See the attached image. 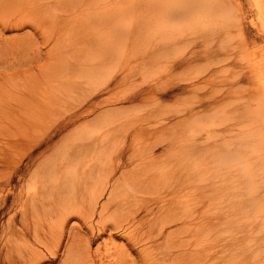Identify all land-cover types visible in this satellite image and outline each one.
<instances>
[{
  "label": "rangeland",
  "instance_id": "374dc122",
  "mask_svg": "<svg viewBox=\"0 0 264 264\" xmlns=\"http://www.w3.org/2000/svg\"><path fill=\"white\" fill-rule=\"evenodd\" d=\"M44 1L0 0V22L4 18L18 19L33 10H37L39 16L47 15V7L52 5L41 7ZM179 1L164 2L166 7L177 8ZM190 1L192 6L185 15L171 19L163 15L158 19L162 13L159 4L151 6L147 0H133L140 7L133 12L134 19L124 16L122 30L130 33L137 27L143 35L135 41L122 40L121 26L115 24L118 0H102L97 9L86 3L80 9L65 12L62 14L65 19L50 20L52 24L44 33L36 34L35 42L29 47L0 40V245L5 242L2 230L10 216L16 208L22 211V206L11 208L13 197L4 207L6 195L20 190L33 194L38 189L28 175L21 181L15 176L10 185H2L14 174L16 166L29 162L35 163L34 168L55 162L63 177H69L76 184L80 181L81 187L90 184L80 190L84 191L82 194L63 198V205L82 203L87 206L91 199L104 194L99 197L95 220L73 217L67 234L70 237V227L74 225L77 235L81 234L90 242L93 253L98 255L108 251L109 255L118 254L121 245L122 250L133 257L127 264H159V261L175 264V260L182 264L184 253L190 258L188 261L192 260L189 253L194 249L191 246L194 241L182 244L181 240L191 237L189 233L193 231L215 229L221 216L230 212L232 201L237 203L238 210L240 203H244V195L234 200L235 186L251 181L252 176L255 177L252 182L264 183V2ZM93 15H100L102 24L98 28L85 27L86 20ZM235 21H241L242 29L211 38L213 30L228 25L224 22ZM18 33L34 31L25 28L18 32L6 31L3 35L10 38ZM172 40L178 43L173 51L156 53L157 41ZM46 41L49 46L44 52L54 48L55 53H44L45 57L31 67L33 64L29 61L37 46L44 48ZM229 45L237 48L228 55L218 51ZM178 58L190 62L172 68L171 64ZM147 60L151 63L143 64ZM90 67L101 70L102 77L94 84L86 78ZM115 77L121 81L122 77L126 79L117 87L108 88L107 81ZM157 83L173 87L167 91L169 96H139L132 103L103 106L91 116L97 120L91 124L90 135L97 136L104 145L94 147L86 156L73 158L77 142L81 140L57 127L80 107L83 98L105 88L99 99L122 100L140 91V86ZM112 109L114 111H109ZM85 125L83 121L76 122L69 130ZM47 136L52 137L49 149L43 143L33 149L39 141L48 140ZM29 140H32L30 145H22ZM156 146L158 151L154 156L152 151ZM246 166L251 170L244 172L240 179L238 169ZM76 173L78 177L86 176L76 179ZM105 183L110 186L106 187ZM174 183H187V186L171 192L167 186ZM116 184L119 187L113 193L117 192L118 199L112 200H119L117 203L110 200L115 198L110 190ZM161 186L167 190L160 189ZM120 187L123 190L119 191ZM210 190L215 196H204ZM130 192L132 197L128 195ZM129 197L134 201L137 214L132 242L124 237L127 231L123 227H119L118 232L110 229L107 234L100 233L101 227L92 224L93 221H100L102 212H105V223L115 215L113 223L117 218L123 219L126 214L123 203ZM121 201L123 207L119 208ZM162 230H165L164 236ZM146 231L151 241L144 243L140 241L141 233L148 236ZM179 232L183 233V238ZM174 235L179 239H174ZM156 237L159 242L164 238L162 241L167 244L155 243L158 242ZM159 244L163 246L161 250ZM164 244L172 250L167 252ZM106 245L110 247L107 249ZM148 247L151 249L144 253ZM118 248L120 250H116ZM137 249L142 251L139 253ZM164 249L165 253L173 255L167 254L165 258L161 255ZM200 253L198 251V264H207ZM61 261L56 260L55 264ZM48 263L54 264L51 261L43 264Z\"/></svg>",
  "mask_w": 264,
  "mask_h": 264
},
{
  "label": "bare ground",
  "instance_id": "6f19581e",
  "mask_svg": "<svg viewBox=\"0 0 264 264\" xmlns=\"http://www.w3.org/2000/svg\"><path fill=\"white\" fill-rule=\"evenodd\" d=\"M118 1H119L118 3L119 11L115 15V24L118 26H121V36H123L122 40L125 41L126 39L129 38L130 41H135L137 40L136 38L143 35V33H140L137 27L134 29L133 32H130V33H127L126 30L125 31L122 30V27L125 28V25H123L124 23L122 19L124 18L125 15L132 16L130 19H134L133 17L135 16L133 12L138 7H140V4L133 2V0H118ZM147 1L151 6L155 4L160 5L162 13L157 16L158 19L161 18L163 15H166L170 19L176 18L179 15H185L192 6V2L190 0L185 1V2L184 0H180L178 2L177 8H170L169 6L166 7L167 3L165 4L164 2L165 0H147ZM167 1L173 2L174 0H167ZM193 1L194 3H197L198 1H201V0H193ZM253 1L256 4H260L261 2H264V0H253ZM101 2L102 0H70V1H65V2H63V0H60V1L45 0L44 3L40 5L41 7H43L44 4L52 5V6L47 7V9L49 10L47 15L39 16V12L37 10H33L31 13L27 15H22L18 19H15L13 17L4 18L3 22H0V40H3L5 43L9 42L11 44H14L20 47L22 46L24 48L29 47L32 43L35 42L36 34L44 33L46 31V27L52 24L53 21H50V20H54L55 18L56 20L65 19L66 17L62 14H64L65 12H69L75 8L80 9L86 3H89L93 9H97L99 5H101ZM84 19H86V17H84L83 20ZM165 20H167V18H165L164 21ZM102 22H103V18L100 15H93L92 17L86 20L85 27L93 26L95 28H98L102 24ZM224 23H228V25H224L221 28L215 29L210 33V36L212 39H215L216 37H221L223 34L228 33L229 31H232L234 29H239V28L242 29V26H243L241 21H238V22L235 21L233 23L231 22H224ZM25 28L32 29L34 33H24V34L18 33L16 35H13L10 38H7L3 35L6 31L16 30L18 32ZM160 32H164V31L161 30ZM44 44H45L44 48L41 46H37V49L33 55V58L29 61V64L31 63L33 64V66L31 67H34L35 66L34 64H36L38 60L43 59L45 57L44 53H46L47 55L48 54L51 55L55 53L54 48L53 49L50 48L48 51L44 52V49L46 50V48H48L49 43L46 41ZM155 46H156L157 54H164V53L166 54L168 52L173 51L178 46V43L173 40L166 41V42L157 41V43H155ZM236 48L237 46L235 45H229L228 47H226V49H222V50L219 49L218 51L221 54L228 55L230 52H232ZM189 62L190 60H187L184 58H178V60H176L175 62H173V64H171V67L172 68L173 67H183L189 64ZM150 63H151V60H147L143 62V64L145 65H149ZM101 77H102L101 70H98L96 67L87 68L86 78L90 80L89 82H93L94 84L95 80H98ZM119 79L115 77L107 81L109 82L108 83L109 86L107 85L108 88L117 87L121 81ZM125 79L126 78L122 77V81ZM170 88L173 89L172 86L169 87L167 85H162L158 83L154 85L145 86L142 88L140 86V91L137 90L138 92H136L134 95L132 94L131 96H128V97L126 96V98H123L122 100L118 98V100H114V101H111L105 98L99 99V96L102 93L101 91L105 89V88H100L97 91L90 94L89 96H86L85 98H83L80 101V104H79L80 107L78 106L79 108H76L75 110H73L69 114V117L67 116L66 119H64L60 125L58 124L59 126L57 127V130L68 131V133L70 135H73L75 139L77 138L81 140V142H77V150L75 151L74 153L75 155L73 156V158L78 157V156H86L87 154L91 152V150L94 147L104 145V142L99 140L97 136L90 135L91 124L97 120V117H95L94 119H91L90 117L94 116L95 113H98L99 110L103 108V106L113 105L118 102L119 103H124V102L132 103V102H135V100H137L139 96L140 97L142 96H146V97L148 96H155V97L169 96L167 91L170 90ZM182 89H185V88H182ZM109 111H114V109L109 110ZM82 121L85 122L87 125H85L84 127L78 126L76 127L74 131L69 130L70 127L74 123L82 122ZM47 137H49L48 140L43 139L42 141H39L37 143V146H34L33 149H37L38 147H40L42 143L46 144L47 146L46 149H49L51 147L50 142H51L52 137L51 136H47ZM30 142H32V140H29L28 142L26 141L22 142V145L23 146L30 145L31 144ZM157 151H158V146H156L153 149L152 154L155 156L157 154ZM56 165H55V162H53V163H50V165L47 164L46 166H43L41 168H34L35 163L29 162L28 164L24 166H18V167L16 166L14 174L11 175V178H9L6 184L2 185V186L10 185L15 176H18V181H21L22 179L26 177V175H28L30 177L29 180L34 182V184H37L38 189H36V192L33 194L29 192L25 193L22 190H20L19 192L14 191L12 193H9L11 194V196L9 194L6 195L4 207L7 206V202H8L7 200L10 197H13V200L11 202V208L22 206V211L19 212L16 210L17 209L16 208L12 216H10L7 226L2 230L3 238L5 242L4 244L0 245V264H43L44 262H47V261L49 262L51 261L55 264L56 260H60V259H62L61 264H127L129 261L131 262V260H133L131 259L132 257L131 253L129 254V252L128 253L125 252L126 250L123 251L122 250L123 246L121 247V245H120L121 252L118 254H113L110 251L111 253L109 255V251L107 249L108 247H110V245H106V247L108 246L106 249L108 252H106L105 255H98L96 253H93L91 249V243L83 239L82 238L83 236L81 237V234L77 235L76 229H75L76 227L74 225L70 227V237H69V235L67 234L68 233L67 229H69L68 227H69L71 219L73 217L77 218V216H79V219L87 218L89 220L90 218H93L94 215H97V209L100 204L99 197L104 194H101L99 197L96 198V200L91 199L90 204L87 206H85V204L83 205L82 203L81 204L73 203V204L63 205L62 203L63 198H66L68 196L72 197L76 195L77 193L78 195L82 194L84 191L81 192L80 190L82 188L83 189L88 188L90 184L89 182H87L89 185H86L85 184L86 181H85L84 184L86 185V187L84 184H82L84 186L81 187L80 181H79L80 185L76 184V182L74 181H70L71 179L69 177L67 176L63 177L61 174L62 172L60 173L57 171L58 167ZM250 170L251 168L249 166L243 167L242 169H238L239 178L240 179L243 178L244 172H250ZM82 175L84 177L86 176V174H82ZM82 175L78 177L76 173L75 175L77 177L76 179H79L80 177H82ZM46 176H49V178L48 177L46 178ZM86 178H88V175ZM82 179L84 178L82 177ZM250 179L251 181L250 180L243 181L241 184L233 188V199L238 201V199L241 197L243 193L244 203H240V205L238 206L239 207L238 210H236L237 203L236 202L234 203L232 201L230 212H228L227 215L221 216V221H219L216 224L215 229H211V230L204 231V232L198 231L197 233L193 231L189 233V235L192 234L191 237H188L189 239L183 238L182 232H181L182 234H180V232L178 233L179 235H181L180 237L183 238L181 240L182 244H185V243L189 244L192 241H194L195 243L191 245L194 247V249L191 248L192 250L189 253L192 260L188 261V259L190 258H186L185 257L186 253H184V257H183L184 263L182 264H190V263L198 264V257H199V256L197 257L198 251L201 252L200 253L201 257H203V259L205 260V263L207 264H264V183L252 182L255 179V177L253 176ZM105 184L107 185V183ZM92 185H93V181H92L91 187ZM108 186H110V184H108L106 187ZM185 186H187V183H174V184L167 186V188L171 192H175V191L177 192L179 189ZM116 187H119L118 184H116V186H114L113 189L110 190L111 191L110 194L114 195L115 197V198L111 197L110 200L115 203L119 201V200H116V201L112 200V199H118V196L116 194L117 192L113 193L115 192V190H117ZM121 188L122 187H120L119 191L123 190V188L122 189ZM160 189L167 190L166 188H163L162 186L160 187ZM45 191L47 193H45ZM104 191L107 192L106 190H103L102 192L104 193ZM98 192L102 193L99 190ZM128 195L132 197L131 192ZM204 196L213 197L215 196V192L210 190L204 193ZM84 199L85 197L83 196L82 201ZM121 203L122 201L118 203V206L120 205L119 208H122L124 205L123 209L126 210V214L123 219L117 218L116 223H113L112 220L114 221L115 219L114 217H116L115 215L110 218L111 220L110 219L108 220L109 223H105L104 221L105 212L104 214L102 212L101 213L102 215H100V219H99L100 221L98 222L93 221L92 224L97 223L98 224L97 226L101 227L102 231L101 232L99 231L100 233H106L110 229L117 230L119 227H123L127 231L126 233H123L125 235L124 237L127 238L130 242H132L133 237H135L133 233L135 231L134 226H135V223L137 222L136 221L137 214L136 212H134V208H133L134 201L132 200V198L129 197V199H127L123 203V205ZM222 228H225V229H222ZM148 231H146V233ZM163 231L165 230H162V232ZM140 232H138V236ZM162 232L159 231L160 234ZM150 233H151V230H150ZM150 233H147L148 236L145 234V232L143 234L141 233V240L140 239L139 240L143 241L144 243L150 242L151 241L150 240L151 238H149ZM111 234H114V233H111ZM163 234L165 233L163 232L161 235ZM168 234H170V232ZM168 237H170V235L166 236L165 239L168 240ZM111 238H113V236ZM157 238L158 237H156L155 241L158 240ZM173 238L176 239L177 236L174 235ZM162 239L164 238H161L160 242L166 243L164 240L162 241ZM152 241L154 244V240ZM160 242L158 240V242H155V243L158 244ZM175 242H178V241H175ZM132 244L134 243H130V245ZM179 244L177 243V245ZM99 246H101V249H103L102 244ZM160 246L158 247L161 250L163 246L161 247ZM139 247H140V244H139ZM149 247L146 250H143L145 251L144 253H146L148 250L152 248V246L150 249ZM165 248L167 249V246ZM166 249L163 250L164 254L162 252L161 255H164L165 257L167 254H169V257H171L173 253L172 252L167 253V252H170L172 248H169L170 250L169 249L166 250ZM116 250H120V249L118 248ZM116 250L114 251L117 253ZM165 250L167 251L166 253H165ZM134 251H135V248H134ZM138 251L140 253L142 249ZM165 258H168V257H165ZM180 258H177V259H180ZM175 261H176L175 264H178L177 260ZM163 262L165 263L166 261H162V264H164ZM160 263L161 262L159 261V264Z\"/></svg>",
  "mask_w": 264,
  "mask_h": 264
}]
</instances>
